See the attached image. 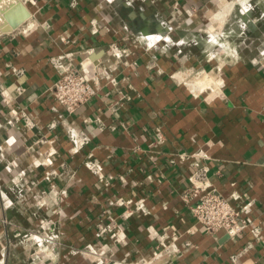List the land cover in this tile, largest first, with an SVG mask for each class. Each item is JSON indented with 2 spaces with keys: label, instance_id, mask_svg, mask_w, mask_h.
Returning <instances> with one entry per match:
<instances>
[{
  "label": "crops",
  "instance_id": "obj_1",
  "mask_svg": "<svg viewBox=\"0 0 264 264\" xmlns=\"http://www.w3.org/2000/svg\"><path fill=\"white\" fill-rule=\"evenodd\" d=\"M22 3L29 17L0 35V264H232L246 246L239 264H264V0ZM112 42L129 54L115 59ZM59 54L114 63L116 82L71 114L55 111L49 57ZM66 124L89 134L82 149ZM195 161L221 194L251 202L241 233H207L192 216L181 191Z\"/></svg>",
  "mask_w": 264,
  "mask_h": 264
},
{
  "label": "built area",
  "instance_id": "obj_2",
  "mask_svg": "<svg viewBox=\"0 0 264 264\" xmlns=\"http://www.w3.org/2000/svg\"><path fill=\"white\" fill-rule=\"evenodd\" d=\"M21 1L25 2L28 0ZM91 31L96 32V27H92ZM10 33L11 30L0 31V35ZM108 52L115 59L122 60L123 57L129 54V49L125 45L112 42L109 45ZM49 62L57 72L56 79L49 87L50 93L58 104L52 107L55 111L60 107L65 113L71 114L78 106L91 99L104 83L116 82L114 76L116 64L114 63L107 64L103 60L90 59L89 56H85L77 63H73L67 54L50 56ZM12 70L16 73L22 72L21 69L12 68ZM22 90V87L18 88V92ZM11 112L15 120L22 119L26 126L30 128L35 127V122L32 121L28 112L23 108L13 107ZM56 124V120H52L47 126L51 129ZM66 131L74 150L82 149L90 140L89 134L79 126L66 124ZM85 164L91 171L102 176V165L96 159L86 158ZM181 198L188 206L196 222L207 233L224 230L228 235L234 236L241 233L251 224V202H244L238 193H232L229 196L221 194L211 183L208 167L197 161L194 162V168L188 177L187 185L181 191ZM115 201L119 205L127 207L131 203L130 199H124L122 197L116 198ZM133 204L134 210H141L144 206V199L139 198ZM42 225L49 230V234L45 238L46 240H52L57 237V232L52 222L45 221ZM97 230L99 234L109 233L110 237L117 238L120 242H125L123 232L109 224L97 223ZM252 231L254 235L258 236L257 227H254ZM161 244L163 245V243ZM185 244L190 245V242H186ZM247 249L248 247L246 246L232 253L230 255L231 263L239 264L241 256ZM161 250L166 251V247L163 246ZM159 254H161V251H156L153 257L156 258ZM99 261L103 263L105 258H99ZM111 264L124 263L112 262ZM135 264H150V261L145 258H140Z\"/></svg>",
  "mask_w": 264,
  "mask_h": 264
},
{
  "label": "water",
  "instance_id": "obj_3",
  "mask_svg": "<svg viewBox=\"0 0 264 264\" xmlns=\"http://www.w3.org/2000/svg\"><path fill=\"white\" fill-rule=\"evenodd\" d=\"M0 12L13 28L18 27L30 15L28 9L20 0H0ZM12 13H16V16H11Z\"/></svg>",
  "mask_w": 264,
  "mask_h": 264
},
{
  "label": "bare ground",
  "instance_id": "obj_4",
  "mask_svg": "<svg viewBox=\"0 0 264 264\" xmlns=\"http://www.w3.org/2000/svg\"><path fill=\"white\" fill-rule=\"evenodd\" d=\"M21 1V0H20ZM22 3V1H21ZM23 4V3H22ZM16 16V13H12L11 16ZM0 26L6 30H11L13 27L10 25L9 22L6 21V18L3 16V14L0 12ZM193 86V85H192Z\"/></svg>",
  "mask_w": 264,
  "mask_h": 264
},
{
  "label": "rangeland",
  "instance_id": "obj_5",
  "mask_svg": "<svg viewBox=\"0 0 264 264\" xmlns=\"http://www.w3.org/2000/svg\"><path fill=\"white\" fill-rule=\"evenodd\" d=\"M1 30H4V31H6V29H3V28L0 26V31H1Z\"/></svg>",
  "mask_w": 264,
  "mask_h": 264
}]
</instances>
